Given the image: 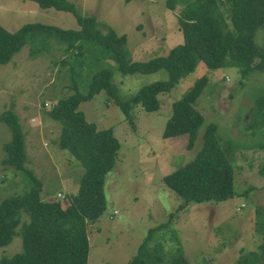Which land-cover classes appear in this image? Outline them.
<instances>
[{"label":"rangeland","instance_id":"374dc122","mask_svg":"<svg viewBox=\"0 0 264 264\" xmlns=\"http://www.w3.org/2000/svg\"><path fill=\"white\" fill-rule=\"evenodd\" d=\"M70 1L84 18H95L119 37L126 36L133 62L167 57L185 44L179 21L184 13L182 4L172 10L168 0ZM0 23L10 33L36 23L68 31L79 29L74 14L45 10L23 0H0ZM255 42L264 49V29L258 31ZM29 49H23L8 66H0V206L5 199L31 188L22 171L3 164L4 146L13 137L1 120L7 110L19 118L25 134L26 167L43 181L44 201L64 202L68 195L77 194L83 175L70 152L58 144L62 125L48 116L60 100L73 95V69L76 73L82 70L79 60L76 53L60 52L56 43L50 53L38 59L30 57ZM108 66L122 100L138 94L144 86L170 78L165 70L124 77L115 63ZM87 70L83 68V78L78 80L83 95L90 90ZM206 77V89L196 105L205 124L196 147L189 150V136L165 139L164 133L174 115V103ZM160 99L159 113L149 114L136 107L132 120L125 118L106 92L80 106L88 122L99 130L112 128L121 143L117 164L106 178V211L88 226V264H131L152 232L148 264H157V253L164 259L160 264H171L182 255L188 264H239L260 254L264 244V125H253L264 117L260 108L256 116L260 100L264 106V71L253 69L244 76L236 68L211 71L201 62L194 74ZM212 124L218 127L217 137L234 167L237 195L226 202L187 205L186 199L166 184L165 177L196 159ZM21 231L22 226L12 244L0 250V261L23 252Z\"/></svg>","mask_w":264,"mask_h":264},{"label":"trees","instance_id":"16d2710c","mask_svg":"<svg viewBox=\"0 0 264 264\" xmlns=\"http://www.w3.org/2000/svg\"><path fill=\"white\" fill-rule=\"evenodd\" d=\"M23 1L35 2L45 10L55 9L76 16L79 27L76 31L36 23L10 33L0 23V66H8L28 47L30 57L38 59L50 53L56 43L61 47L60 52L67 55L76 53L82 70L87 67L88 94L80 92L78 80L83 78L82 70L76 73L73 69V95L60 100L48 115L62 125L58 144L70 152L82 168L83 175L77 194L68 195L64 202L44 201L43 181L26 167V141L19 118L11 110L2 115L1 120L11 129L13 136L4 146L6 159L3 164L22 171L31 188L25 194L1 203L0 250L12 244L22 226L23 252L3 259L0 264H88V226L99 221L106 211V178L117 164L121 143L112 128L99 130L96 124L88 122L80 110L81 104L106 92L125 118L132 120L136 107L149 114L159 113L162 109L160 96L171 93L182 80L194 74L201 62L211 71L236 68L244 76L253 69L264 71V49L255 42L258 31L264 29V0H168L170 9L177 10L178 4H182L184 9L179 21L185 44L175 48L167 57L146 63L132 61L126 36L119 37L95 18H84L72 1ZM132 1L126 0V3ZM110 62L117 65L124 77L149 76L165 70L170 78L166 82L144 86L138 94L122 100L112 82L113 72L108 68ZM207 83L206 77L183 99L174 103V115L167 124L165 139L187 135L189 150L196 147L199 132L205 124V117L196 105ZM262 104L263 100H260L256 116L259 108L260 114L264 109ZM262 125L264 117L253 127ZM217 133L216 125L208 126L203 148L196 159L165 177L166 184L185 198L187 205L226 202L237 195L235 170ZM152 236L153 232L131 264H148L146 260L151 256L148 244ZM155 259L157 264L164 260L160 253L155 254ZM171 262L188 264L183 255ZM259 263L264 264V244L260 254L250 255L239 262Z\"/></svg>","mask_w":264,"mask_h":264},{"label":"crops","instance_id":"0c3cea01","mask_svg":"<svg viewBox=\"0 0 264 264\" xmlns=\"http://www.w3.org/2000/svg\"><path fill=\"white\" fill-rule=\"evenodd\" d=\"M60 195H62V194H61V193H59V196H60ZM62 196H64V195H62Z\"/></svg>","mask_w":264,"mask_h":264}]
</instances>
